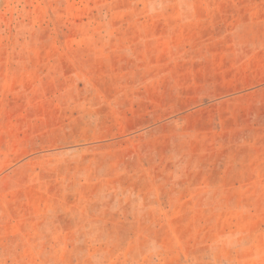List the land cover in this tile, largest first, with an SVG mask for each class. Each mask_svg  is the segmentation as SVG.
Segmentation results:
<instances>
[{
  "label": "rangeland",
  "instance_id": "1",
  "mask_svg": "<svg viewBox=\"0 0 264 264\" xmlns=\"http://www.w3.org/2000/svg\"><path fill=\"white\" fill-rule=\"evenodd\" d=\"M0 264H264V0H0Z\"/></svg>",
  "mask_w": 264,
  "mask_h": 264
}]
</instances>
